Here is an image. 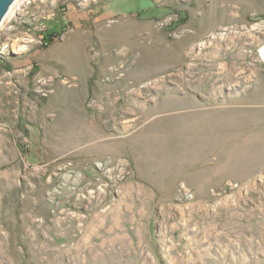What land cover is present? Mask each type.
Returning <instances> with one entry per match:
<instances>
[{
    "label": "rangeland",
    "instance_id": "rangeland-1",
    "mask_svg": "<svg viewBox=\"0 0 264 264\" xmlns=\"http://www.w3.org/2000/svg\"><path fill=\"white\" fill-rule=\"evenodd\" d=\"M15 9L0 264H264V0Z\"/></svg>",
    "mask_w": 264,
    "mask_h": 264
},
{
    "label": "water",
    "instance_id": "water-1",
    "mask_svg": "<svg viewBox=\"0 0 264 264\" xmlns=\"http://www.w3.org/2000/svg\"><path fill=\"white\" fill-rule=\"evenodd\" d=\"M17 0H0V25L4 21L9 8H11Z\"/></svg>",
    "mask_w": 264,
    "mask_h": 264
},
{
    "label": "bare ground",
    "instance_id": "bare-ground-1",
    "mask_svg": "<svg viewBox=\"0 0 264 264\" xmlns=\"http://www.w3.org/2000/svg\"><path fill=\"white\" fill-rule=\"evenodd\" d=\"M19 1H21V0H17V1L14 3V5H13L11 8H9V11H8L6 17L4 18V22L7 21V19H9V18L14 14V12H15V10H16V9H15V8H16V5L19 3Z\"/></svg>",
    "mask_w": 264,
    "mask_h": 264
}]
</instances>
